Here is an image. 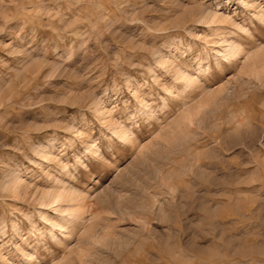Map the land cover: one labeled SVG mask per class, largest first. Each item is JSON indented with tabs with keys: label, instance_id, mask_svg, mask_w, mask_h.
<instances>
[{
	"label": "rangeland",
	"instance_id": "rangeland-1",
	"mask_svg": "<svg viewBox=\"0 0 264 264\" xmlns=\"http://www.w3.org/2000/svg\"><path fill=\"white\" fill-rule=\"evenodd\" d=\"M0 264H264V0H0Z\"/></svg>",
	"mask_w": 264,
	"mask_h": 264
},
{
	"label": "bare ground",
	"instance_id": "bare-ground-1",
	"mask_svg": "<svg viewBox=\"0 0 264 264\" xmlns=\"http://www.w3.org/2000/svg\"><path fill=\"white\" fill-rule=\"evenodd\" d=\"M105 114V113H104ZM66 193H64L63 191L61 192V193H59L58 195H55V196H50V198L51 199H49V201H47V202H44L43 204H42V206H44L45 208H47V212H48V210H54V212H57L58 214H59V208H61V204H62V201L64 200V199H66V198H64V197H66V195H65ZM48 197V196H47ZM70 197V196H69ZM66 202V201H65ZM52 212V211H51ZM61 212V211H60ZM63 212V211H62ZM56 213V214H57ZM64 213V212H63ZM46 214V213H45ZM57 214V215H58ZM62 214V213H61ZM43 215V214H42ZM41 215V216H42ZM46 217V216H45ZM61 217H63V216H61ZM66 217V216H65ZM42 218H44V216L42 217ZM67 218V217H66ZM65 218V219H66ZM47 219V218H46ZM65 221V220H64ZM66 221H67V219H66ZM48 223H49V221H47ZM70 222V221H69ZM56 223V222H55ZM51 223L52 225H51V227L53 226V230H51V232H53V234H54V229H59V230H61V231H63V230H67V228H66V226H63V225H60V223L58 224V223ZM64 232V231H63ZM65 233V232H64ZM53 237H55V235L53 236Z\"/></svg>",
	"mask_w": 264,
	"mask_h": 264
}]
</instances>
